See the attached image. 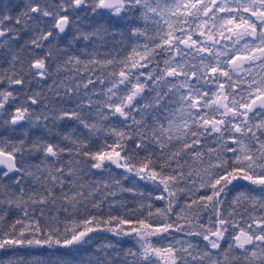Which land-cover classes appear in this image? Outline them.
I'll return each instance as SVG.
<instances>
[{
  "label": "snow or ice",
  "instance_id": "snow-or-ice-1",
  "mask_svg": "<svg viewBox=\"0 0 264 264\" xmlns=\"http://www.w3.org/2000/svg\"><path fill=\"white\" fill-rule=\"evenodd\" d=\"M0 128V251L264 264V0H0Z\"/></svg>",
  "mask_w": 264,
  "mask_h": 264
},
{
  "label": "trees",
  "instance_id": "trees-1",
  "mask_svg": "<svg viewBox=\"0 0 264 264\" xmlns=\"http://www.w3.org/2000/svg\"><path fill=\"white\" fill-rule=\"evenodd\" d=\"M15 135H19V133H16ZM15 135H13L10 131H5L4 129L0 128V136L15 138ZM107 176L108 174L105 173L103 174V176H95V177H90V178L99 180V179H105L107 178ZM124 184L126 187L130 186L129 181H124ZM244 190L245 189L243 188V186H239L237 188V191H244ZM116 199L120 201L122 204L127 205L128 207L127 208L118 207L116 209H113L112 214H115V215L124 214V212L127 211L128 208L134 209L139 203L142 202L140 197H133L132 194L126 193V192L119 194L116 197ZM162 206H163V202H160V201L155 202V207H162ZM104 211L106 214L108 211L107 207H105ZM129 215L135 218L136 216L140 215V213L139 212H129ZM153 222L154 223L157 222V219L155 217H153ZM94 236H95V239H93L90 244L82 246L79 252L73 251L72 256L70 258L73 259L74 264H79V261L82 258L86 257L88 253H91L101 243H107L111 241L113 243H116L117 247L122 251L127 250L128 248L137 247L136 242L132 237L117 238L108 232L94 234ZM155 239L156 238H153V240ZM51 251L52 250L47 249L46 247L20 248L16 251V253L0 251V260H6L11 256L16 255L18 257H22L25 260V264H30V262L37 261V260L41 262H47L53 258L51 256ZM62 251H67V250H62Z\"/></svg>",
  "mask_w": 264,
  "mask_h": 264
}]
</instances>
